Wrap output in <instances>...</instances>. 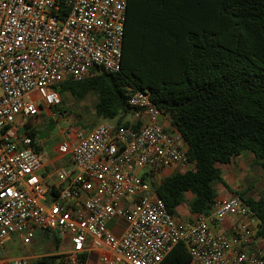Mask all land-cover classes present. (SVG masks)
I'll use <instances>...</instances> for the list:
<instances>
[{
  "label": "built area",
  "instance_id": "obj_1",
  "mask_svg": "<svg viewBox=\"0 0 264 264\" xmlns=\"http://www.w3.org/2000/svg\"><path fill=\"white\" fill-rule=\"evenodd\" d=\"M128 0H0V248L28 246L47 230L70 247L66 264H163L183 244L191 264H264L253 248L258 221L239 196L216 200L209 215L184 220L159 197L163 181L194 170L188 144L148 91L127 101L128 126L104 120L92 129H59V158L44 165L28 130L56 121L65 78L121 69ZM60 113V114H59ZM43 119V120H44ZM238 220L232 235L211 225ZM121 230L120 233L118 232ZM0 264H30L28 257Z\"/></svg>",
  "mask_w": 264,
  "mask_h": 264
},
{
  "label": "trees",
  "instance_id": "obj_2",
  "mask_svg": "<svg viewBox=\"0 0 264 264\" xmlns=\"http://www.w3.org/2000/svg\"><path fill=\"white\" fill-rule=\"evenodd\" d=\"M55 88L64 105L67 95L76 101L96 96L97 118L116 126L130 124V95L148 91L183 135L195 166L163 181L158 194L166 208L175 213L187 203L192 214L209 215L216 185L223 184L249 206L256 238L264 240V195L256 200L248 189L231 190L219 167L250 151L264 173V0H128L120 71L65 78ZM44 126L29 128L33 143L49 137L55 123ZM33 264L66 263L51 255ZM163 264H191V257L181 243Z\"/></svg>",
  "mask_w": 264,
  "mask_h": 264
},
{
  "label": "rangeland",
  "instance_id": "obj_3",
  "mask_svg": "<svg viewBox=\"0 0 264 264\" xmlns=\"http://www.w3.org/2000/svg\"><path fill=\"white\" fill-rule=\"evenodd\" d=\"M96 102L97 98L94 95L88 96L83 101H76L71 96H66V105L62 104L61 107L64 108V113H61V118L56 121L53 132L49 137L42 141L40 149L42 150L41 159L44 165L47 167L48 174L50 177L47 179L49 183L56 181L53 171L60 167H66L69 164L68 157L59 158L53 165L49 164L51 159H56L58 153L56 151V146L60 142L61 133L59 129H65L69 124H75L78 120H81L87 126L98 125L102 122V119L96 116ZM60 114V113H59ZM44 118H40V122L44 123L42 126L47 125V121ZM46 127V126H44ZM241 171H232L224 165H219L222 169L227 170L228 174L234 175L235 179L238 180V186L234 187L236 191H248V196L253 199H259L264 195V173L261 168L255 164L254 160L243 161L239 160ZM238 166V165H236ZM231 167V166H230ZM225 181L230 185L229 180ZM221 184L216 185L218 193L221 195V189L225 191ZM37 237L32 241L31 245H24L18 239L13 241L9 239L6 241L5 245L0 248V261L4 259L19 258V257H31V264L35 262L37 258L51 255H62L70 247L68 239H60L56 241L51 235H45L40 230L37 232ZM57 242V243H56ZM58 244V245H57Z\"/></svg>",
  "mask_w": 264,
  "mask_h": 264
},
{
  "label": "crops",
  "instance_id": "obj_4",
  "mask_svg": "<svg viewBox=\"0 0 264 264\" xmlns=\"http://www.w3.org/2000/svg\"><path fill=\"white\" fill-rule=\"evenodd\" d=\"M244 158H246L247 160H254L255 156L252 152L245 151L240 156L233 158L229 164H225L224 166H226L228 168V170H232V171L238 170V171L242 172V169H240V163H239L240 161L239 160L243 161ZM236 165H238V166H236ZM221 170H222V176H223L224 181L227 177V179L229 180V182L231 184L229 185L226 181H225V183L230 187L231 190L236 191V189L234 187L238 186V180L235 179L234 175L228 174L227 173L228 171L225 170L224 168H222ZM221 185L223 186L222 188L225 191H223L221 189V195L218 193L216 200H226V199H229L230 197L234 196L232 194V192L227 187H225L223 184H221ZM192 198H193L192 193L186 194L187 200H191ZM175 215L181 219H184V220H191L195 217L196 214H192L189 210L187 203H183L182 205H180L179 207L176 208ZM237 222H238V220L235 216H229L222 223L212 224L211 228H212V231L216 234L222 233V234H226V235H232L234 230H235ZM120 231L121 230L119 229L118 232L120 233ZM251 246L253 248H259V249L263 248L264 247V240L255 238V240ZM30 258L31 257H29V259ZM30 262H31V259H30Z\"/></svg>",
  "mask_w": 264,
  "mask_h": 264
}]
</instances>
